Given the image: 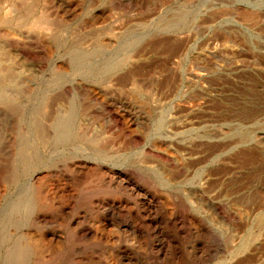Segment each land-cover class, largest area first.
I'll return each instance as SVG.
<instances>
[{
    "label": "bare ground",
    "instance_id": "1",
    "mask_svg": "<svg viewBox=\"0 0 264 264\" xmlns=\"http://www.w3.org/2000/svg\"><path fill=\"white\" fill-rule=\"evenodd\" d=\"M119 40L69 48L60 73L0 72V264H264V182L256 197L231 195L244 176L226 167L246 134L189 121L216 64L176 42L162 46L183 50L174 73L147 76L144 40ZM202 208L236 227L228 252H191L196 222L217 229Z\"/></svg>",
    "mask_w": 264,
    "mask_h": 264
},
{
    "label": "rangeland",
    "instance_id": "2",
    "mask_svg": "<svg viewBox=\"0 0 264 264\" xmlns=\"http://www.w3.org/2000/svg\"><path fill=\"white\" fill-rule=\"evenodd\" d=\"M252 12L258 21L248 19ZM0 17L7 21L0 23V72L60 73L59 64L69 63V48L91 50L98 39L108 43L114 34L120 37L113 45L118 48L144 40L140 46L150 55V63L144 64L147 76L174 73L173 62L183 50L173 53L164 45L177 42L204 52L216 64L212 97L198 101L200 112L194 118L184 110L182 119L226 125L222 137L227 140L237 130L244 132V145L230 150L226 165L232 170L226 174L240 170L244 176L230 194L256 197L262 191L258 179L264 182V56L256 62L250 47L264 55V0H0ZM190 70L187 61L181 74ZM190 87L182 89L191 94ZM240 152L245 158L241 169L234 162ZM202 212L212 214L217 229L203 233L196 222L197 243L191 252H228L236 227L204 208ZM256 232L254 228L245 253L258 252ZM164 235L171 246L169 234Z\"/></svg>",
    "mask_w": 264,
    "mask_h": 264
}]
</instances>
